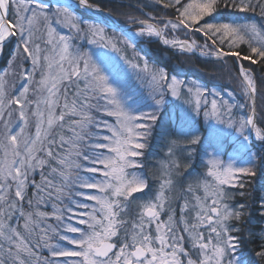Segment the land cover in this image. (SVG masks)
Listing matches in <instances>:
<instances>
[{
	"label": "snow or ice",
	"instance_id": "1",
	"mask_svg": "<svg viewBox=\"0 0 264 264\" xmlns=\"http://www.w3.org/2000/svg\"><path fill=\"white\" fill-rule=\"evenodd\" d=\"M228 10L246 18H216ZM117 13L127 31L113 39ZM145 40L198 52L240 97L150 67ZM85 44L132 49L123 59L148 103ZM0 62V264H264V190L251 188L264 164V0H0ZM227 133L244 164L221 158ZM157 138L158 188L146 171ZM197 155L207 171L185 187L182 162Z\"/></svg>",
	"mask_w": 264,
	"mask_h": 264
},
{
	"label": "trees",
	"instance_id": "2",
	"mask_svg": "<svg viewBox=\"0 0 264 264\" xmlns=\"http://www.w3.org/2000/svg\"><path fill=\"white\" fill-rule=\"evenodd\" d=\"M119 1H121V2H119ZM123 1H125L127 3H124ZM130 2L135 4L136 0H118V1L115 0V3H117V4H119V3L128 4ZM143 2L144 3L145 2L146 3L147 2L152 3V0H150V1L143 0ZM160 8L162 9V5L160 6ZM108 10H110V8ZM123 11H132L135 16L139 17L140 19H145V17L141 14L140 11H135L134 9H127V8L123 9ZM143 11L149 12L152 16H162L163 15L162 11L153 10L152 8H143ZM235 14L236 13L233 12L232 10H228V11H222L218 16L222 17V18H227V19H229V18L234 19L236 15L238 16V18L246 17V14H236V15ZM116 15L119 16L118 18L121 21L123 20L122 17L125 18V20L127 19L125 16H121L118 13ZM247 17L251 18L254 16H252V14H247ZM257 19H259V18L257 17ZM106 33L109 37H111L113 39H120L121 38V35L118 32H116L115 30H112L108 27H106ZM119 46L121 48H123L122 45H119ZM146 46L148 48L144 49V47H146ZM136 47H137V51H139L142 48L143 53L146 54V56H147L150 67L156 66V67L165 68L166 70H168L170 75L179 74L180 78H182V79L197 80L200 83L204 84L209 89H215V90L222 91L225 93L229 89H235V95H237V91L240 92V89H239L237 83L231 81L225 73L219 71V65H217V72L215 73L217 75V79H210L209 73L212 72L211 67H209L208 65H206L204 63L205 60H201L194 55H191V54H183L182 55L179 52H173L171 50L163 48L159 44V42L148 43L147 41L146 42L143 41L142 43H138ZM114 53L117 56H122V57H124L126 55L129 58H132L134 56L133 50L130 48L123 50L121 52H114ZM124 62L125 61L123 59L122 63H124ZM141 63H142V61H141ZM244 63L247 64L248 62H244ZM115 65L117 66V63ZM120 65H119V67H120ZM227 65L229 68H233V64H232L231 60L227 61ZM123 69H125V71L121 72V77L127 81L128 86L135 91V93L138 97L141 98V102L147 104L148 103L146 101L147 95H144L145 93L142 91L136 90V88H137L136 87L137 86L136 81L133 80L130 77V74L127 73V68L124 67ZM233 72L235 74L234 68H233ZM257 73L259 74V68H257ZM225 85H227V87H225ZM225 98H226V96H225ZM169 103H170V105L172 104V102H169ZM106 118L111 119L108 117H106ZM166 118L167 117H164V119H166ZM197 120H199V123H198L199 127L200 128L204 127L202 118H197ZM225 141L231 142L229 133L226 135ZM163 144H164V142L161 141L159 138H157L152 142V144L150 145V148L148 150H146V151L150 152V155L148 156V167H147L146 171L153 178L154 181L157 179L158 173L154 174L151 171H152V168H154V167L158 169L159 163H157V161H160V159H161L162 152H163V150H162ZM251 144H252V142L249 141L248 147H250ZM242 145H243V143H242L241 138H239L237 136V138L234 142H232L231 144L226 146V149L224 150V155L227 152V153H230L232 155V157H236V155L238 153L235 154L232 151L235 149V147H239ZM252 150L254 151L255 149H252ZM198 151H199V149H198ZM246 151H247V149L244 152L240 153V156L237 159L238 164H244L246 162V155H245ZM199 161H200L199 155L194 156L192 161H187V163L183 167L184 172L191 171L192 176H194V177L200 175L203 172V170H205V166L199 165L197 167V165L199 164ZM190 162H192V163H190ZM193 163H194V168L192 169L191 164H193ZM192 176H186V177L188 179H192V178H190ZM251 188H252L253 198L257 197L258 194L262 190H264V164H261L259 166L258 171H257V175L254 178H252ZM249 254H250V249H249Z\"/></svg>",
	"mask_w": 264,
	"mask_h": 264
},
{
	"label": "rangeland",
	"instance_id": "3",
	"mask_svg": "<svg viewBox=\"0 0 264 264\" xmlns=\"http://www.w3.org/2000/svg\"><path fill=\"white\" fill-rule=\"evenodd\" d=\"M44 1H48L49 2V5H52V6H55L57 3H61V1L63 2V0H44ZM118 1V0H117ZM148 1H150V0H148ZM119 2H121V1H119ZM124 3H127V2H125V1H123ZM146 3V2H145ZM148 3V2H147ZM106 10H108V9H106ZM237 14V13H236ZM235 14V15H236ZM119 16H117L116 15V19L118 20V21H120V22H122V24L124 23V21H125V18H123L122 17V19L124 20H120L119 18H118ZM244 18H246V17H241V18H239V19H244ZM247 18H249V17H247ZM218 19H220V18H218ZM236 19H238V16L236 15L235 16V18L234 19H232V20H236ZM257 21L259 22V19H257ZM132 30L133 31H135L136 30V28L135 27H132ZM120 35H121V33L120 32H118ZM173 35H178V34H167V38H169V39H171L172 38V36ZM178 37H183V36H179L178 35ZM193 39H196L197 40V42L198 43H200V44H203V40L202 39H200V37H193ZM146 42V41H145ZM87 50H89V51H91V48H92V53L94 54V56H93V58L95 59L96 58V56H98V55H103L104 56V58H105V60L108 62V63H110V64H116L117 63V66L119 67V65H120V67L119 68H127V73L128 74H130V77L133 79V80H135L136 81V84H137V88H136V90H138V91H142V92H144L145 94L144 95H147V90H146V87L144 86V85H142L141 83H140V81L139 80H137L136 79V76H135V73H134V71H133V69H131V68H128V66L126 65V63L124 62V63H122L123 62V57L122 56H117L111 49H105V48H101V47H97V46H95V45H85L84 46ZM146 48H148L147 46L146 47H144V49H146ZM114 53V54H113ZM98 54V55H97ZM0 63H2V62H0ZM37 78H39V77H37ZM241 95V93L239 92V91H237V97H239ZM226 96V95H225ZM226 98H228L227 96H226ZM169 102H172L171 100L169 101ZM175 108H170V112H172L173 114L175 113ZM167 119V118H166ZM197 118L196 119H193V124L196 126V127H198V128H200L199 127V125H198V123H197ZM204 127H206V125H204ZM228 134V133H227ZM226 134V135H227ZM229 136H230V141L231 142H226V141H224V144H223V148H222V154H221V158L222 159H224L225 161H227V160H229V159H232L233 157H232V155L230 154V153H225V155H224V150L226 149V146H228L229 144H231L232 142H234L235 140H236V138H237V134H235V133H229ZM247 149V147L246 146H244V145H242V146H239V147H235V149L232 151L233 153H235V154H237L236 155V162H237V159L239 158V156H240V153H242V152H244L245 150ZM162 150H163V152H162V156H161V159H160V161H157V163H159L158 164V169L157 168H152V171L151 172H153L154 174H156V173H158V175H157V179L155 180L156 181V185H155V187H157L158 188V186H159V179H160V177H161V170H160V163H161V161L164 159V157H165V155H166V153H167V148L164 146V144H163V146H162ZM206 159V158H205ZM183 163V165L185 166V164L187 163V161H184V162H182ZM190 163H192V162H190ZM199 165H201V166H205V164H204V162H202L201 161V159H200V161H199V164L197 165V167L199 166ZM184 171V170H183ZM206 171H207V168L205 167V170H203V172L202 173H206ZM189 182H192V179H188L186 176H185V187L187 186V183H189ZM202 194V193H201Z\"/></svg>",
	"mask_w": 264,
	"mask_h": 264
},
{
	"label": "water",
	"instance_id": "4",
	"mask_svg": "<svg viewBox=\"0 0 264 264\" xmlns=\"http://www.w3.org/2000/svg\"><path fill=\"white\" fill-rule=\"evenodd\" d=\"M116 26H117L118 30L124 31V29L122 28V26H121L120 24H118V25H116ZM194 55H196L197 57H199V58L202 59V60H205V59H206L205 57L200 56L198 52H197V53H194ZM250 138H251V140H252L253 142H255V141H254V137L251 136V134H250Z\"/></svg>",
	"mask_w": 264,
	"mask_h": 264
}]
</instances>
